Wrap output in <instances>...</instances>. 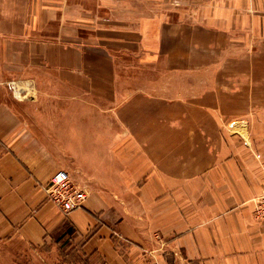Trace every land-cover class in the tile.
Returning a JSON list of instances; mask_svg holds the SVG:
<instances>
[{"label":"crops","instance_id":"1","mask_svg":"<svg viewBox=\"0 0 264 264\" xmlns=\"http://www.w3.org/2000/svg\"><path fill=\"white\" fill-rule=\"evenodd\" d=\"M263 190L264 0H0V251L264 264Z\"/></svg>","mask_w":264,"mask_h":264},{"label":"rangeland","instance_id":"2","mask_svg":"<svg viewBox=\"0 0 264 264\" xmlns=\"http://www.w3.org/2000/svg\"><path fill=\"white\" fill-rule=\"evenodd\" d=\"M93 155H94L93 160H96L97 163L98 161H101L102 159L101 152H95ZM61 157L62 159L71 162L72 156L69 153H65V155H62ZM111 157H112V154L110 152V159H112ZM263 192L264 190L262 191V193ZM259 195L256 197V203H257V198H259ZM254 218H255V215H254ZM258 221H261V220H258ZM59 232H61V230ZM54 238L55 239H53L51 244L46 245L45 248H40L39 251L38 249L28 247L27 245L25 246H22V245L13 246L12 245L10 247L5 246L1 250L3 254L0 253V264H61L64 262H68L70 259V256H69L70 249H68V247L71 242L69 237L68 239H62V237H59V236L54 237ZM74 253L75 252H73V254ZM74 255H76V253ZM73 259L76 262V264H86L87 263L84 261L83 262L80 261V258L76 259V257H73Z\"/></svg>","mask_w":264,"mask_h":264},{"label":"built area","instance_id":"3","mask_svg":"<svg viewBox=\"0 0 264 264\" xmlns=\"http://www.w3.org/2000/svg\"><path fill=\"white\" fill-rule=\"evenodd\" d=\"M44 190L49 200L65 214L80 208L88 197L86 187L73 181L67 169L54 172L50 182L44 185ZM255 218L264 221V192L257 198Z\"/></svg>","mask_w":264,"mask_h":264},{"label":"bare ground","instance_id":"4","mask_svg":"<svg viewBox=\"0 0 264 264\" xmlns=\"http://www.w3.org/2000/svg\"><path fill=\"white\" fill-rule=\"evenodd\" d=\"M26 81H27V80H26ZM16 84H17V83H16ZM17 87H18V86H17ZM22 89H23V88H22ZM22 89H21V90H22ZM22 91H23V90H22ZM15 93H16V92H15ZM19 96H20V95H19ZM21 97H22V96H21Z\"/></svg>","mask_w":264,"mask_h":264}]
</instances>
